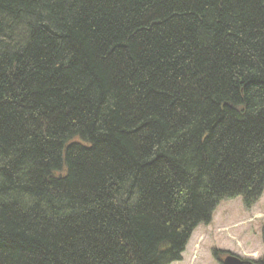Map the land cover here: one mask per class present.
<instances>
[{"label": "trees", "instance_id": "16d2710c", "mask_svg": "<svg viewBox=\"0 0 264 264\" xmlns=\"http://www.w3.org/2000/svg\"><path fill=\"white\" fill-rule=\"evenodd\" d=\"M263 194L264 0H0V264L178 263Z\"/></svg>", "mask_w": 264, "mask_h": 264}, {"label": "rangeland", "instance_id": "374dc122", "mask_svg": "<svg viewBox=\"0 0 264 264\" xmlns=\"http://www.w3.org/2000/svg\"><path fill=\"white\" fill-rule=\"evenodd\" d=\"M264 194L247 210L241 198L222 201L209 226L196 229L182 261L174 264H223L227 252L242 260L264 258ZM219 252V258L214 256Z\"/></svg>", "mask_w": 264, "mask_h": 264}, {"label": "water", "instance_id": "95a60500", "mask_svg": "<svg viewBox=\"0 0 264 264\" xmlns=\"http://www.w3.org/2000/svg\"><path fill=\"white\" fill-rule=\"evenodd\" d=\"M263 237H264V235H263ZM223 264H244V262L237 256L228 255L224 259Z\"/></svg>", "mask_w": 264, "mask_h": 264}, {"label": "flooded vegetation", "instance_id": "af4514ba", "mask_svg": "<svg viewBox=\"0 0 264 264\" xmlns=\"http://www.w3.org/2000/svg\"><path fill=\"white\" fill-rule=\"evenodd\" d=\"M227 255H234V254H232V253H229V252H227L226 253ZM242 260V259H241ZM243 262H244V264H264V258L263 259H260L259 261H250V260H248V261H246V260H242ZM223 262V261H222Z\"/></svg>", "mask_w": 264, "mask_h": 264}]
</instances>
